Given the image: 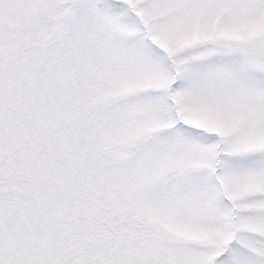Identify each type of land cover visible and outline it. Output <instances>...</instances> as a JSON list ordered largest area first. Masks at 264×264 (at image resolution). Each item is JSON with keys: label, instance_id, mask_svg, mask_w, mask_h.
<instances>
[{"label": "rangeland", "instance_id": "obj_1", "mask_svg": "<svg viewBox=\"0 0 264 264\" xmlns=\"http://www.w3.org/2000/svg\"><path fill=\"white\" fill-rule=\"evenodd\" d=\"M75 262L264 264V0H0V264Z\"/></svg>", "mask_w": 264, "mask_h": 264}, {"label": "trees", "instance_id": "obj_2", "mask_svg": "<svg viewBox=\"0 0 264 264\" xmlns=\"http://www.w3.org/2000/svg\"><path fill=\"white\" fill-rule=\"evenodd\" d=\"M97 219V216H95ZM129 222H128V218H124V219H120V218H114L111 221H108V223H106V227L104 226V229H106V233L104 231L101 232H95L94 235H96L97 239H99V236L104 235V234H116V232L118 231H122V230H130V229H135L134 227H132L131 225L128 226ZM112 230V231H110ZM75 260V258H73V261ZM71 263V261H70ZM78 262H75L74 264H77ZM69 264V263H68Z\"/></svg>", "mask_w": 264, "mask_h": 264}]
</instances>
